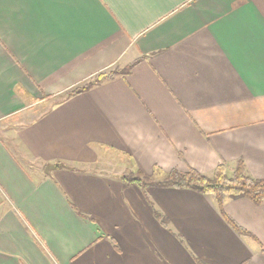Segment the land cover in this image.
I'll list each match as a JSON object with an SVG mask.
<instances>
[{"label": "crops", "instance_id": "1", "mask_svg": "<svg viewBox=\"0 0 264 264\" xmlns=\"http://www.w3.org/2000/svg\"><path fill=\"white\" fill-rule=\"evenodd\" d=\"M0 127V264H264V205L97 169L264 180V0H0Z\"/></svg>", "mask_w": 264, "mask_h": 264}, {"label": "trees", "instance_id": "2", "mask_svg": "<svg viewBox=\"0 0 264 264\" xmlns=\"http://www.w3.org/2000/svg\"><path fill=\"white\" fill-rule=\"evenodd\" d=\"M130 67L125 70L104 72L96 76L93 80L82 86L73 89L67 97L86 93L93 86L101 81L109 80L116 75H125L130 71ZM244 163L238 162L233 171L228 173L224 165H219L210 175H203L192 169L186 172L171 170L163 172L156 169L152 176H146L139 169L131 170L125 174H121L119 179L129 186L138 188L144 193L147 188H172L187 189L196 193L209 196L215 202V206L231 229L241 236L249 234L235 224L223 211V203L225 199H246L254 205H264V180L252 178L247 174ZM62 163H56L52 168H66ZM155 216L165 224L163 216L155 212Z\"/></svg>", "mask_w": 264, "mask_h": 264}, {"label": "rangeland", "instance_id": "3", "mask_svg": "<svg viewBox=\"0 0 264 264\" xmlns=\"http://www.w3.org/2000/svg\"><path fill=\"white\" fill-rule=\"evenodd\" d=\"M120 69L117 68H113L110 69L109 71H118ZM108 71V72H109ZM1 128V127H0ZM0 134L3 135L2 129H0ZM5 135H3V138L5 139V142L8 143L9 147H11L13 150H15V148H13L12 144L8 141V139L6 137H4ZM116 156H119L117 154H115ZM22 161H24V163H30L33 164L35 167H40L42 166L39 162L35 161L33 158H31L30 156L24 157L23 155H21L19 157ZM110 161L107 162H100V164L97 165V169L101 170L102 172L105 170L108 173H116V174H125L127 173L125 169H130V166L127 164L126 161H124L123 163H121L122 161H116L117 158L111 156L110 157ZM124 160V159H123ZM114 161H116V163L114 164ZM125 163V166H124ZM129 172V171H128Z\"/></svg>", "mask_w": 264, "mask_h": 264}]
</instances>
